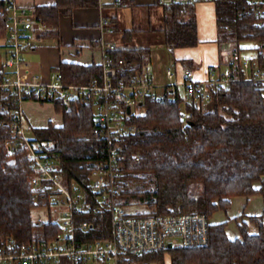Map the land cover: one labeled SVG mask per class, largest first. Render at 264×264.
I'll return each instance as SVG.
<instances>
[{
    "label": "trees",
    "instance_id": "16d2710c",
    "mask_svg": "<svg viewBox=\"0 0 264 264\" xmlns=\"http://www.w3.org/2000/svg\"><path fill=\"white\" fill-rule=\"evenodd\" d=\"M252 0H214L217 41L233 43L235 49L244 41H264V26L246 12ZM7 2L0 0V38L8 35ZM98 0H56L37 6L38 19L47 26L39 33L45 38L60 37L62 16H71L76 8L96 7ZM198 4H170L165 9L164 41L172 48L200 45ZM116 28V25H115ZM128 31L124 33L126 36ZM132 65L144 68L150 58L148 47L129 48L115 53ZM264 58V55L260 56ZM264 60V59H262ZM68 84L88 85L102 81L103 69L97 63L62 61L57 69ZM147 97L129 116L136 129L122 138V167L125 187L119 195L124 206L144 205L145 214H179L202 212L212 216L228 212L235 197L250 198L264 194V87L244 77L229 87L213 93V108L197 104L184 105L183 96L170 100ZM42 102L38 93L27 100ZM55 109L63 113L61 125L48 123L34 128L32 140L52 142L58 153L63 177L79 181L89 188V176L104 156L105 144L92 138L95 111L92 102L80 98L54 100ZM187 118H184V115ZM7 113L0 111V236H14L19 241L47 238L59 230L56 225L35 223L32 210L31 177L34 174L25 147L9 153L5 142L16 136ZM140 154V160L135 155ZM90 215H79L78 221ZM258 230L250 232L249 221H237L240 236L231 237L228 218L210 226L206 247L168 248L131 257L143 264H264V213L250 214ZM101 228L89 238L109 233L108 216H98Z\"/></svg>",
    "mask_w": 264,
    "mask_h": 264
},
{
    "label": "built area",
    "instance_id": "2783aa9c",
    "mask_svg": "<svg viewBox=\"0 0 264 264\" xmlns=\"http://www.w3.org/2000/svg\"><path fill=\"white\" fill-rule=\"evenodd\" d=\"M7 10L8 51L0 62V111L7 113L8 124L16 132L5 144L9 153L25 147L34 174L31 177L33 199L36 206L53 208L54 216L48 222L59 230L47 238L19 241L14 236H0V264H124L131 257L165 251L173 247L195 249L206 247L210 241L211 216L202 212L179 214H145L130 212L119 203V195L125 187L122 167V138L130 136L136 127L129 116L147 98L164 99L168 92L174 102L178 92L184 105L197 104L206 107L214 103L213 93L218 88L229 87L242 77L260 82L264 87V41L257 40L256 54H243L242 48L230 53L228 65L210 68L207 75L198 78L193 70H187L183 80H174V68L166 70V84H158L149 66L134 71L132 65L116 52L133 48L106 39L115 31L112 19L104 12L126 5L127 0H98L103 11L100 20V37L93 46L100 50L103 69L102 81L91 84H68L60 71L50 79L30 72L31 63L23 54L33 50L46 29L38 19L37 6H22L15 0H5ZM214 0H157L161 6L170 4H199ZM246 12L252 13L264 26V0H252ZM161 88V89H160ZM181 88L183 90H181ZM38 93L42 102L80 98L95 106L92 138L105 144L104 156L94 166L89 176V188L79 181L63 177L60 156L52 152V142L32 140L34 128L25 114L27 96ZM131 113H129V110ZM187 118V115H184ZM140 160L141 155H135ZM89 218L78 221L79 215ZM98 216H108L110 230L103 237L89 238L95 228H101Z\"/></svg>",
    "mask_w": 264,
    "mask_h": 264
},
{
    "label": "crops",
    "instance_id": "0c3cea01",
    "mask_svg": "<svg viewBox=\"0 0 264 264\" xmlns=\"http://www.w3.org/2000/svg\"><path fill=\"white\" fill-rule=\"evenodd\" d=\"M15 1L22 6H41L42 4H53L56 2V0ZM104 13L116 25L114 33L105 35L106 39L117 41L127 47L149 48L150 58L146 66L150 67L154 80L158 84H166L169 82L166 78V70L170 67L174 68V80L181 83L183 75L188 69L193 70L198 78H203L207 75V71L210 68L228 65L230 53L228 59L222 62V49H220L217 41L216 10L214 21L207 19L206 16H201L203 17L201 18L198 15L199 36H201L200 45L172 49L164 41V28L166 25L164 22V9L163 6L157 3V0H127L125 6L114 10L107 9ZM102 15L103 11L96 6L76 8L72 11L71 16H62L60 22V37L58 39L45 38L48 40L54 39L55 45L48 42L39 48V43H42V39L40 42H37L33 50L24 53L30 56L36 52H40L43 55L46 50L48 55L45 64L43 63L39 67L29 62L31 63V68L30 72H26V77H30L31 74L36 73L44 81L48 80L52 73L58 71L57 69L62 61H76L85 65L97 63L100 65L102 54H100V50L93 46V43L101 34L99 25ZM127 31L128 34L125 36L124 33ZM7 51L8 44L6 35L0 38V62L4 59ZM52 104L45 105L44 102L28 99L25 104V114H27V119L30 124L35 127H43L48 123L61 125L63 122V113L57 112L54 103ZM253 197L237 196L233 200V204H236L237 200L239 201L241 199L242 203H245L243 204L244 210L242 212L244 211L246 214L251 213L254 215L263 214L264 207L259 211L246 212V208ZM232 207L226 213L232 212V216H228V218L236 216L237 214L233 212ZM217 213L215 215H219ZM213 217L214 215L211 217L213 223L221 222V217L215 219ZM255 228L254 225H251L250 232H256L258 229L255 230ZM230 236L236 238L240 236V232Z\"/></svg>",
    "mask_w": 264,
    "mask_h": 264
},
{
    "label": "rangeland",
    "instance_id": "374dc122",
    "mask_svg": "<svg viewBox=\"0 0 264 264\" xmlns=\"http://www.w3.org/2000/svg\"><path fill=\"white\" fill-rule=\"evenodd\" d=\"M198 7V15L201 16H206L207 19L214 21L215 18V3L213 2H207V3H199L197 5ZM164 9V8H163ZM164 15H165V9H164ZM203 18V17H201ZM207 21V20H206ZM53 43L55 45L54 39H44L42 41V43H39V48L43 47L44 44L46 43ZM219 43V42H218ZM220 49H222V62L226 61L228 59V55L229 53H231L234 50V44L232 43H219ZM256 46V42L255 41H244L243 43L240 44V48H242V53L253 56L256 54V50L255 47ZM23 57L25 58V60H27L28 62H32L34 63V65L36 67H39V65H42L43 63L45 64V61H47L48 59V55H47V51L45 50L44 54L42 55V53L40 52H36L33 55H26L24 54ZM181 90H183L181 88ZM46 104H52V102L50 101H46ZM53 107V104H52ZM213 107L212 105L207 106V108H211ZM206 108V107H205ZM61 116V115H60ZM253 199L252 201L248 204V207L246 208V212H255V211H259L261 210V208L264 207V194H256L253 195ZM244 201V200H243ZM245 203H242V200L240 199L239 201L237 200L236 204H233L232 210L233 212L237 213L236 216L230 217V218H234L237 219L236 221H249L248 216H250V214H246L244 211L242 212V210H244V205ZM126 208L128 210H130V212H145L147 209L145 208L144 205H129L126 206ZM53 208H49L47 206H36L34 207V209L32 210V214H33V221L37 224V223H43V222H48L51 220V218L54 216V212H53ZM242 212V213H239ZM219 215H214V219L215 218H219L221 217V222L226 220L228 218V216H232V212L230 211L228 214H226V212L222 211V212H218ZM217 213V214H218ZM212 215V216H213ZM211 216V217H212ZM236 221H232L231 224L228 226L227 231L228 234L233 235L236 234L237 232H239V229L237 227V222ZM250 231H251V225H254L256 228L255 230H257V226L255 225L254 222H250ZM124 264H128L127 262H125ZM130 264H143L141 262H136V261H132V263ZM155 264V263H153ZM165 264H169V261L167 260V262H165Z\"/></svg>",
    "mask_w": 264,
    "mask_h": 264
},
{
    "label": "water",
    "instance_id": "95a60500",
    "mask_svg": "<svg viewBox=\"0 0 264 264\" xmlns=\"http://www.w3.org/2000/svg\"><path fill=\"white\" fill-rule=\"evenodd\" d=\"M129 110V113H131V110L130 109H128Z\"/></svg>",
    "mask_w": 264,
    "mask_h": 264
}]
</instances>
